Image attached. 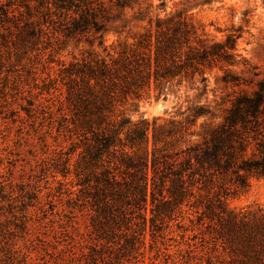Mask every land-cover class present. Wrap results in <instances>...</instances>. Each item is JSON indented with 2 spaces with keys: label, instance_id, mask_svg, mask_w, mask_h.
<instances>
[{
  "label": "rangeland",
  "instance_id": "1",
  "mask_svg": "<svg viewBox=\"0 0 264 264\" xmlns=\"http://www.w3.org/2000/svg\"><path fill=\"white\" fill-rule=\"evenodd\" d=\"M0 1L10 2L13 11L7 21L0 15V264H232L192 208L154 218L148 197L146 210L125 200L104 209V197L83 188V179L93 185L98 169L80 162L84 140L73 127L60 72L61 65L87 57L92 50L87 38L103 37L104 46H116L118 37L152 30L155 15L188 10L184 13L198 33L215 41L240 27L236 49L242 62L231 71L244 84L224 86L221 72L213 69L206 71L205 91L198 80L162 90L151 85L116 109L120 117L145 120L151 127L154 121L183 122L195 106L209 108L210 115L189 126L191 139L199 140L205 127L222 121L229 98L238 92L252 95L264 81V0H137L140 8L111 9L104 33L69 38L55 24L42 25L40 37L19 36L15 25L21 26L27 14L41 22V10L31 4L26 12L27 0ZM163 2L164 12L157 9ZM97 41L93 49L102 54ZM177 140L169 139L168 149L184 147ZM225 204L235 211L264 207V178L250 177L247 189L228 195Z\"/></svg>",
  "mask_w": 264,
  "mask_h": 264
},
{
  "label": "trees",
  "instance_id": "2",
  "mask_svg": "<svg viewBox=\"0 0 264 264\" xmlns=\"http://www.w3.org/2000/svg\"><path fill=\"white\" fill-rule=\"evenodd\" d=\"M31 4L41 10L42 21L33 22L27 14L22 27L15 25L21 37H40L44 24H55L68 38L104 33L103 22L112 20L111 9L139 7L137 0H27L26 12ZM10 5L0 1V15L6 21L13 14ZM164 8V2L157 6L163 12ZM187 11L155 15L152 30L118 37L116 46H104L103 37L87 38L92 48L87 57L61 65L67 109L84 140L80 162L98 169L93 185L86 179L81 185L93 190L94 197H104V209L125 200L146 210L148 197L154 218L192 208L197 221L206 224L212 238L230 254L232 264H264V207L235 211L225 204L228 195L247 189L250 177L264 178V81L257 83L252 95L238 92L229 98L222 121L205 127L195 141L189 126L210 115L209 108L195 106L183 122L154 121L151 127L145 120L132 122L116 114L118 106L139 99L151 85L162 90L172 83L198 80L205 91L206 71L213 69L221 72L218 80L224 86L244 84L231 71L242 62L236 49L241 28L215 41L198 33ZM93 39L102 54L94 51ZM174 137L184 147L168 149ZM121 171L131 179L120 177Z\"/></svg>",
  "mask_w": 264,
  "mask_h": 264
}]
</instances>
